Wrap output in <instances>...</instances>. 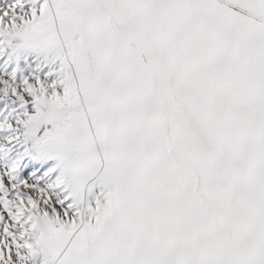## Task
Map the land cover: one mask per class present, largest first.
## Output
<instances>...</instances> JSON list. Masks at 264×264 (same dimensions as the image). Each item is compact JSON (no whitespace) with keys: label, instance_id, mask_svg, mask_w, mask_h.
<instances>
[{"label":"snow or ice","instance_id":"6c2138e0","mask_svg":"<svg viewBox=\"0 0 264 264\" xmlns=\"http://www.w3.org/2000/svg\"><path fill=\"white\" fill-rule=\"evenodd\" d=\"M0 264H264V0H0Z\"/></svg>","mask_w":264,"mask_h":264}]
</instances>
